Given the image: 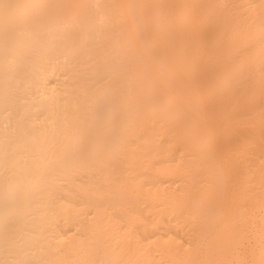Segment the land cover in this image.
<instances>
[{
  "label": "bare ground",
  "instance_id": "6f19581e",
  "mask_svg": "<svg viewBox=\"0 0 264 264\" xmlns=\"http://www.w3.org/2000/svg\"><path fill=\"white\" fill-rule=\"evenodd\" d=\"M227 1L0 0V264H160L151 248L161 264H242L264 182V0L246 18ZM48 65L70 82L48 86ZM175 81L195 103L161 93ZM143 200L187 222L191 245L141 242L127 207ZM256 238L249 264H264V220Z\"/></svg>",
  "mask_w": 264,
  "mask_h": 264
},
{
  "label": "rangeland",
  "instance_id": "374dc122",
  "mask_svg": "<svg viewBox=\"0 0 264 264\" xmlns=\"http://www.w3.org/2000/svg\"><path fill=\"white\" fill-rule=\"evenodd\" d=\"M246 1H253L255 0H228L229 6L232 8V10L241 16L243 18H246L249 13V7L245 5ZM244 2V3H243ZM242 3V4H241ZM53 10V9H52ZM60 61L59 59H56ZM48 68L52 70L50 76L45 81L48 86H55L56 88H62L64 85L66 86L67 82H70L71 78L69 77L68 73L65 74L64 69H62L61 66L54 65L50 66L48 65ZM189 76L182 81L181 84H184L185 90H190L191 85H194V83L197 82L199 79V75H194L193 73H187ZM189 77H192L193 79H188ZM173 84V85H172ZM181 84L178 81H175L174 83H171V86L168 85H162L160 84V89L162 90V94L170 100V102L177 107H181L184 104L185 105H192L195 103V101L190 102L188 100V94L181 92ZM44 85L42 80L37 77L36 82L33 84V87L38 89L41 88ZM171 87V89H170ZM134 93L133 96H135ZM209 94L203 95V100H206L209 96ZM202 98V97H201ZM134 100L135 105L137 103V98H132ZM23 101H26L25 99ZM148 104L143 105V108L147 110ZM135 107V106H134ZM195 107V106H194ZM99 129V128H98ZM160 139L163 137L162 135L158 136ZM185 155V152L180 146H177L175 150L170 154L163 156V162L162 165H168V164H177L178 162H181L183 159V156ZM261 163H264V157L258 159ZM254 162L248 161L249 168L252 167V164ZM141 178L146 180L147 182L152 181V184H148V187H156V186H162L166 187L168 189H172L175 192H178L182 186L181 181L178 177H171V176H163L159 175L156 177L151 178L150 175L143 176L141 175ZM79 182H85L87 181L86 176H79L78 177ZM259 183L254 180L253 185H258ZM262 186V195H261V202L260 204L253 209L254 216L251 218V220L247 224V228L245 230L246 237L244 238L242 244L239 246L237 251L239 252L242 264H249L253 258V255L257 252L258 246L260 244L259 240H257L256 236L261 233L262 226H263V220H264V182H261L260 184ZM85 201V199L78 195L75 198H73V202L75 204H82ZM152 204L146 200H143L140 202L139 207L137 210L133 209L131 206L127 207V210L129 212L138 213L141 217V221L134 224V230L138 234V237L140 238L141 242L146 243L151 240L156 239L157 237H167L171 236L176 238V240L184 245H191V238L192 235H190V226L187 222H185L180 216H178L175 213H162L159 214L157 211L161 210L163 208L161 202H158L152 209L150 207ZM86 210V217L93 218L94 217V208L93 207H87ZM107 212L112 214L114 218L117 221L118 228H120L122 231H125L128 229V226L130 224L128 223L126 217L124 214L120 213V211L106 207ZM61 232L66 233H73L77 231L76 227L73 225L68 226H60ZM153 251L156 259L161 263H164L165 260L160 256V252L158 250H155L151 248ZM229 264H237V258L234 255L229 256Z\"/></svg>",
  "mask_w": 264,
  "mask_h": 264
}]
</instances>
